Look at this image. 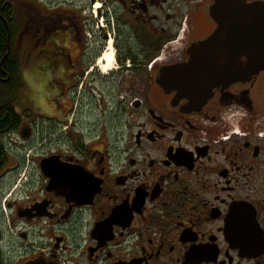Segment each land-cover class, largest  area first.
<instances>
[{
  "label": "flooded vegetation",
  "instance_id": "flooded-vegetation-1",
  "mask_svg": "<svg viewBox=\"0 0 264 264\" xmlns=\"http://www.w3.org/2000/svg\"><path fill=\"white\" fill-rule=\"evenodd\" d=\"M75 3L18 37L45 46L59 105L17 107L0 138V264H264V71L210 91L185 76L217 19L245 62L264 0Z\"/></svg>",
  "mask_w": 264,
  "mask_h": 264
},
{
  "label": "rangeland",
  "instance_id": "rangeland-1",
  "mask_svg": "<svg viewBox=\"0 0 264 264\" xmlns=\"http://www.w3.org/2000/svg\"><path fill=\"white\" fill-rule=\"evenodd\" d=\"M10 1L12 14L15 20L16 30V41H15V51L17 56L23 59L29 69L22 73V83H23V94L18 105V109L22 110V115L27 117L32 115L33 110L40 109L43 111H49V107H53L54 110H58V97L59 92L54 85L52 86L51 82H48L44 79V74L42 73L43 69L46 68V62L44 59L45 46L40 45L37 49H33L29 52V49L26 45L21 44L18 37L21 35L25 36L26 30L30 29L37 34V30H42L41 25L44 24L43 16L49 14V16L56 20V24L52 26L48 25L47 30L52 33L58 32V20L62 17L59 14L63 12H68L66 15L70 19L74 18L75 11V0H8ZM31 5V6H27ZM30 19V20H29ZM32 20H34L32 22ZM47 23V21H45ZM30 25L32 28H28ZM19 27H22L19 29ZM23 29V32L20 30ZM19 35V36H18ZM23 36V37H24ZM55 43H59L58 37L54 38ZM20 42V43H19ZM43 44V43H40ZM60 44V43H59ZM58 44V45H59ZM22 45L21 47H19ZM29 52V54H28ZM53 101V102H51ZM34 112L41 113L42 112ZM30 113V114H29ZM5 149L8 155L16 154V151H22L25 162L27 161L28 152H24L21 147L24 146V139L20 136L14 137L9 141H4ZM30 161V160H29ZM13 166L12 164H10Z\"/></svg>",
  "mask_w": 264,
  "mask_h": 264
},
{
  "label": "water",
  "instance_id": "water-1",
  "mask_svg": "<svg viewBox=\"0 0 264 264\" xmlns=\"http://www.w3.org/2000/svg\"><path fill=\"white\" fill-rule=\"evenodd\" d=\"M218 29L211 38L200 44L194 50L198 56L190 60V64L185 67V76L190 80L194 76V82L196 85L209 86L208 91L218 84L228 83L237 80L240 77V71L244 72V69L249 68L255 73L264 71V37L259 36L258 40L255 38L250 39L248 42L243 43V56L246 59L241 63L240 52L235 54V50L231 49L232 42L224 41L222 39L223 29L228 26H222L219 19H217ZM254 30L255 28H249ZM232 36H235V28H233ZM259 32H264V29H259ZM264 36V34H263ZM227 51L229 55L227 57L222 56V52ZM237 51V50H236ZM216 52L217 56H204L203 53ZM252 52V53H251ZM54 164L53 160H44L41 163L43 170H49L48 166ZM46 168V169H45ZM55 171H61L60 168H55ZM51 174V173H50ZM50 185L56 187H62L60 182L61 178L49 175Z\"/></svg>",
  "mask_w": 264,
  "mask_h": 264
},
{
  "label": "trees",
  "instance_id": "trees-1",
  "mask_svg": "<svg viewBox=\"0 0 264 264\" xmlns=\"http://www.w3.org/2000/svg\"><path fill=\"white\" fill-rule=\"evenodd\" d=\"M8 0H0V138L21 124L17 107L23 94L22 73L29 69L15 51V20ZM4 161L0 145V163Z\"/></svg>",
  "mask_w": 264,
  "mask_h": 264
}]
</instances>
